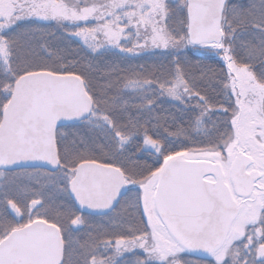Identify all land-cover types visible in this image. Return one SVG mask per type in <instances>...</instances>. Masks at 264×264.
Here are the masks:
<instances>
[{
    "label": "snow or ice",
    "instance_id": "snow-or-ice-1",
    "mask_svg": "<svg viewBox=\"0 0 264 264\" xmlns=\"http://www.w3.org/2000/svg\"><path fill=\"white\" fill-rule=\"evenodd\" d=\"M37 21L86 56L21 29ZM189 47L223 61L218 105L184 70ZM108 49L174 67L95 65ZM163 98L194 114L197 146L166 147L191 133L160 134ZM75 125L94 136L61 131ZM134 142L156 159L129 166ZM0 264H264V0H0Z\"/></svg>",
    "mask_w": 264,
    "mask_h": 264
},
{
    "label": "trees",
    "instance_id": "trees-1",
    "mask_svg": "<svg viewBox=\"0 0 264 264\" xmlns=\"http://www.w3.org/2000/svg\"><path fill=\"white\" fill-rule=\"evenodd\" d=\"M234 3H247L248 0H233ZM170 23L175 26L174 21H170ZM31 27H40L44 28L49 35L47 36L48 43L52 46L53 50L59 49L61 52L67 56L68 60L79 59L80 57L86 56L87 49L83 45L80 39H77L74 36H69L64 31L57 29L54 24L37 21L35 23H22L21 29L31 28ZM181 63L184 67L186 73L189 74L190 77L194 78L198 82V87L202 89V94L208 95V97L212 100L214 105H218L221 101L222 96L217 95L218 88L214 91L215 82L218 80V74L220 70L223 68L226 72V68L224 67V63L216 58V56L204 54L199 51H196L189 47L185 49L180 54ZM172 60V56H170L164 50L156 49L146 52H141L138 55L122 53L116 49H108L104 51L100 56L96 57L93 60L95 65H100L101 68L105 64H110L116 66L117 68H135L137 71L140 70V67L148 72H158L160 71V66L163 65L164 69H168L169 67H174L170 65V61ZM209 72V76H205L203 80H201L202 73L205 71ZM254 71H259L260 66L257 62L256 67L253 69ZM102 82V81H101ZM196 101H191V104H195ZM155 115H159L161 119L159 120V132L162 136H167L168 132H177L178 128H186L189 129L191 135L189 139H186L185 136H169V143L166 147H170L171 145H180L185 144L187 147H195L197 146L193 141H197L200 139L199 136L195 134V127L189 126L190 118H194V114L190 110L184 109L183 106L178 104L177 102L171 101L167 98H163L160 103L157 105V108L154 110ZM169 117L167 122L163 119V117ZM172 117H175V122L173 123ZM215 118V117H214ZM157 121H153V124H156ZM167 129V131H166ZM61 131H66L71 134H86L89 136H94L93 133L88 132L87 129L79 127V125L70 126L65 129H61ZM126 155H131L132 160L129 162V166L132 163H151L156 159V156L153 152L143 151L138 152L136 144L134 142L133 146L129 148L128 153ZM117 212H122L121 206H117ZM97 221L101 219V217H95ZM125 227H127L125 225ZM84 230H81L78 233H75L76 236H82ZM127 260H133L134 257L132 255H128L125 257Z\"/></svg>",
    "mask_w": 264,
    "mask_h": 264
},
{
    "label": "rangeland",
    "instance_id": "rangeland-1",
    "mask_svg": "<svg viewBox=\"0 0 264 264\" xmlns=\"http://www.w3.org/2000/svg\"><path fill=\"white\" fill-rule=\"evenodd\" d=\"M77 38V37H76ZM77 39H79V38H77ZM81 41V40H80ZM116 50H119V49H116ZM156 50V49H155ZM194 50H196V49H194ZM120 51V50H119ZM146 51H151V50H145V51H143V52H146ZM199 52H201V53H204V54H209V55H213V56H215L214 54H212V53H209V52H204V51H199ZM216 58H218V59H220L219 57H217L216 56ZM221 60V59H220ZM222 61V60H221ZM223 62V61H222ZM137 254L139 255L140 253H139V250H137ZM181 260L182 261H195V260H198V259H200V257L199 256H197V254H194V253H192V254H189V253H184V254H181Z\"/></svg>",
    "mask_w": 264,
    "mask_h": 264
},
{
    "label": "water",
    "instance_id": "water-1",
    "mask_svg": "<svg viewBox=\"0 0 264 264\" xmlns=\"http://www.w3.org/2000/svg\"><path fill=\"white\" fill-rule=\"evenodd\" d=\"M195 254V253H194ZM198 255V254H197Z\"/></svg>",
    "mask_w": 264,
    "mask_h": 264
}]
</instances>
